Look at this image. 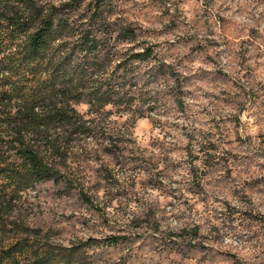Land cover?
<instances>
[{
  "label": "rangeland",
  "instance_id": "1",
  "mask_svg": "<svg viewBox=\"0 0 264 264\" xmlns=\"http://www.w3.org/2000/svg\"><path fill=\"white\" fill-rule=\"evenodd\" d=\"M105 4L137 34L118 49L153 46L182 82L181 104L167 94L170 80L145 73L147 88L161 90L159 114L110 113L101 124L120 131L117 158L101 152L108 140L85 141L92 150L64 168L100 210L46 181L21 194L9 219L65 246L96 239L83 264H264V0Z\"/></svg>",
  "mask_w": 264,
  "mask_h": 264
},
{
  "label": "trees",
  "instance_id": "2",
  "mask_svg": "<svg viewBox=\"0 0 264 264\" xmlns=\"http://www.w3.org/2000/svg\"><path fill=\"white\" fill-rule=\"evenodd\" d=\"M81 4L0 0V264H83L85 248L96 239L55 243L48 230L9 219L16 202L52 181L77 188L85 203L100 210L75 168L65 172L68 162L92 150L85 141L99 139L108 140L101 152L117 158L120 131L101 124L110 113L135 119L159 114L161 90L147 88L145 73L151 83L170 80L167 94L181 104L182 82L170 64L152 55L153 46L119 50L118 42L136 39L135 29L112 19L105 0H90L80 11ZM150 59L153 64L142 71ZM80 103L87 105L84 113L75 107Z\"/></svg>",
  "mask_w": 264,
  "mask_h": 264
}]
</instances>
